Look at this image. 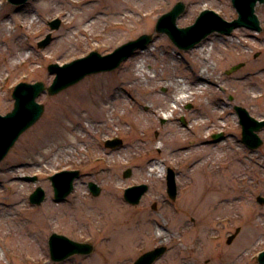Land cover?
<instances>
[{"label": "rangeland", "instance_id": "obj_1", "mask_svg": "<svg viewBox=\"0 0 264 264\" xmlns=\"http://www.w3.org/2000/svg\"><path fill=\"white\" fill-rule=\"evenodd\" d=\"M78 1L29 0L16 6L0 0V21L7 26L4 36L0 32L1 115L14 108L19 83H53L50 64L63 65L92 51L105 55L145 34L153 41L113 72L39 97L45 106L41 119L0 163V264H134L162 246L167 251L154 264H259L264 251V205L257 202L264 196V129L259 132L263 144L247 147L235 106L264 119V32L255 38L247 28L231 35L215 32L184 51L156 31L158 19L184 2L180 28L193 25L204 10L232 21L238 16L232 0H151L150 7L148 0H123L121 7L112 0ZM96 4V11L107 14L101 29L70 28L69 22ZM257 8L264 27V5ZM113 11L120 12L117 20ZM55 19L61 21L59 29L50 26ZM48 34L53 40L40 48ZM142 59L145 74L138 71ZM240 63L245 66L226 74ZM206 67L209 89L187 94L174 107L177 86L187 82L195 88L192 74ZM216 134L223 138L214 139ZM112 138H121L123 145L106 148ZM181 146L190 149L178 152ZM170 167L177 173L176 200L167 193ZM69 169H79L82 176L68 199L57 203L50 176ZM127 169L133 171L128 178ZM91 181L102 188L100 196L90 191ZM142 183L150 189L133 206L124 192ZM38 186L47 194L41 206L30 202ZM53 233L90 243L94 250L54 262Z\"/></svg>", "mask_w": 264, "mask_h": 264}, {"label": "water", "instance_id": "obj_2", "mask_svg": "<svg viewBox=\"0 0 264 264\" xmlns=\"http://www.w3.org/2000/svg\"><path fill=\"white\" fill-rule=\"evenodd\" d=\"M11 4L21 6L26 4L29 0H8ZM234 6L239 11V18L234 21H227L218 13L212 10L203 11L197 18L195 24L180 28L177 25L178 18L185 12L186 5L183 2H178L174 8L168 13L160 17L156 31L165 33L169 36L172 42L182 50H191L200 42L206 39L214 32H220L230 35L232 32L241 26H248L255 29H260L259 19L255 13V6L260 1L264 0H232ZM52 29H59L61 21L55 19L50 22ZM53 37L51 34L39 42L40 48L47 47ZM153 41L152 35H142L138 39L130 41L116 48L113 52L103 55L97 51L91 52L83 58L76 59L64 65L51 64L49 71L56 74L53 83L47 87L44 82L20 83L13 92L15 99L14 109L3 116L0 115V162H2L8 155L11 148L18 141L20 136L32 127L43 115L45 106L38 103V97L48 92L49 95L54 96L67 88L76 85L87 76L101 72H111L118 69L123 62L132 57L137 50L144 49ZM244 64H240L227 71V74L240 69ZM239 114L241 124L243 126V141L251 148H259L263 140L258 132L264 128V120H257L249 111L241 106L235 107ZM215 139H222L223 135L218 134L214 136ZM123 144L121 139L107 140L106 146L109 148H117ZM132 170L128 169L124 176L130 177ZM81 172L79 170H64L50 177L54 192L55 200L62 202L73 192L75 188V180L80 178ZM176 172L168 169V194L175 200L178 195V187L176 180ZM29 181H35L36 177H27ZM89 189L93 195H100L102 188L95 182L89 183ZM149 190L147 184L136 185L129 187L125 191V198L130 203L137 205L141 202L144 194ZM31 202L35 205H42L46 199V192L42 187H38L30 197ZM258 203L264 205V197L257 198ZM155 208V206H154ZM240 229L237 230V233ZM236 235H232L228 243H231ZM94 246L89 243H81L70 239L67 236L54 233L50 237V251L53 261L61 262L76 254H91ZM165 247L157 248L154 251L148 252L140 257L135 264H153L159 257L165 253ZM209 261H207L208 263ZM259 263L264 264V251L259 255Z\"/></svg>", "mask_w": 264, "mask_h": 264}, {"label": "bare ground", "instance_id": "obj_3", "mask_svg": "<svg viewBox=\"0 0 264 264\" xmlns=\"http://www.w3.org/2000/svg\"><path fill=\"white\" fill-rule=\"evenodd\" d=\"M73 3H79L78 0H69ZM109 1V0H108ZM113 2H117L119 4V6L121 7L122 4H123V0H112ZM132 1L134 2L135 0H127V2H131ZM148 3H146V6L147 7H150L151 6V3L152 1L151 0H148L147 1ZM97 4L94 6V5H90L89 7L86 8L85 12L82 13L83 16H80L78 18V20L74 21V22H69L70 24V28H73V29H77V30H83V31H86V32H92V31H95V30H99L101 29L102 25L104 24V20L106 19V13H102L101 11H96L97 9ZM89 11H94L93 14L90 16L88 14ZM153 13H149V14H146V16L148 17H151ZM111 15L113 16V19L114 20H117L119 15H120V12H111ZM127 17V16H125ZM130 20L132 21L133 19L130 18ZM36 20H33V23L35 22ZM7 31V26H6V23L5 21H0V32H1V35L4 36V31ZM71 30V29H70ZM1 38H0V43H1ZM70 41V38H66V40H63L62 43L63 45H67ZM203 47V45H201ZM1 47V46H0ZM26 49V48H25ZM148 52H150V48L148 47L147 48ZM152 50H155L157 51V48H154ZM9 55H12V52H9L8 53ZM146 62V59H142L139 64H138V71L140 72H144V64ZM208 71V68L206 67L204 69V71H200L199 73H193L192 74V77H193V80L191 81V84L192 86H194L195 88H192L189 86V83H185V84H179L177 87H178V92H177V95L175 97V100H174V103L177 106L179 103L183 102L189 94V95H194V94H203L204 91H207L209 89V86H206V83H209L210 82L208 81L207 79V76H206V72ZM146 72H144L143 74H145ZM202 91V93H200ZM213 114L216 115L217 114V111H213ZM169 116V113H166L164 115V117L168 118ZM137 120V119H135ZM140 123V121H139ZM198 126L202 127L203 125H205L204 122H199L197 123ZM173 133V136H176V134H178L177 132H172ZM173 138H176V137H173ZM187 149H190V147L188 146H181L180 148H178V152L180 151H183V150H187ZM160 167V163H158V165L156 167H154V169H159Z\"/></svg>", "mask_w": 264, "mask_h": 264}, {"label": "flooded vegetation", "instance_id": "obj_4", "mask_svg": "<svg viewBox=\"0 0 264 264\" xmlns=\"http://www.w3.org/2000/svg\"><path fill=\"white\" fill-rule=\"evenodd\" d=\"M259 5H262V4H259ZM259 5H257V7L259 6ZM264 5V4H263ZM256 7V12H257V8ZM258 14V13H257ZM258 16H259V14H258ZM260 18V17H259ZM262 20H261V18H260V30H256V29H250V28H247V29H249V30H252L253 32H251V33H248V36L249 37H253V38H255V37H257V34H261V33H263L264 32V27H263V25H262Z\"/></svg>", "mask_w": 264, "mask_h": 264}]
</instances>
